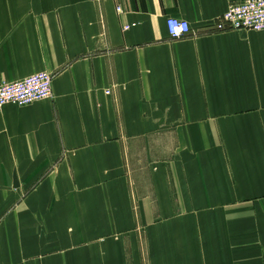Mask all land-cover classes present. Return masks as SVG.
<instances>
[{"label":"crops","instance_id":"obj_1","mask_svg":"<svg viewBox=\"0 0 264 264\" xmlns=\"http://www.w3.org/2000/svg\"><path fill=\"white\" fill-rule=\"evenodd\" d=\"M242 1L0 0V78L54 76L0 110V264H264V31L215 27Z\"/></svg>","mask_w":264,"mask_h":264},{"label":"built area","instance_id":"obj_2","mask_svg":"<svg viewBox=\"0 0 264 264\" xmlns=\"http://www.w3.org/2000/svg\"><path fill=\"white\" fill-rule=\"evenodd\" d=\"M121 11V7L117 8ZM217 31H264V0H244L231 4L216 21ZM167 28L172 39H181L191 32L186 19L169 17ZM54 76L41 71L23 79L8 81L0 78V110L8 104L27 106L34 102L53 98Z\"/></svg>","mask_w":264,"mask_h":264}]
</instances>
